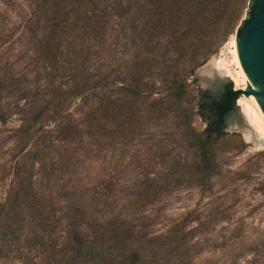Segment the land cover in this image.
Listing matches in <instances>:
<instances>
[{"label":"trees","instance_id":"1","mask_svg":"<svg viewBox=\"0 0 264 264\" xmlns=\"http://www.w3.org/2000/svg\"><path fill=\"white\" fill-rule=\"evenodd\" d=\"M250 1L51 0L52 10L38 7L22 27L23 38L12 41L5 60L0 57V123L10 115L21 117L13 136L14 160L6 169L10 192L0 204V242L14 253H35L46 264H75L96 253L107 258L106 264H119V250L103 251L100 239L111 230L120 237L123 228L116 219L102 226L93 217L89 207L94 206L86 207L88 200L80 196L78 168L96 160L106 143L116 153L128 139V126L134 135L146 118L165 117L168 102L182 103L189 95L182 66L194 71L226 37L240 34ZM113 17L120 20L118 28L107 26L106 19ZM111 37L117 40L114 48L128 44L127 58L105 50ZM18 44L20 50H15ZM158 79L167 90L156 101ZM238 98L229 85L215 103L218 116L230 112ZM182 118L188 120L187 115ZM191 135L201 172L207 175L229 134ZM37 175L46 180L44 186L37 185ZM53 179L61 182L58 192L51 186ZM162 191L160 183L148 180L133 204L155 201ZM79 204L84 206L78 214ZM79 216L92 217V239L59 244V225L65 222L74 235ZM142 259L138 251L131 254V264Z\"/></svg>","mask_w":264,"mask_h":264},{"label":"rangeland","instance_id":"2","mask_svg":"<svg viewBox=\"0 0 264 264\" xmlns=\"http://www.w3.org/2000/svg\"><path fill=\"white\" fill-rule=\"evenodd\" d=\"M252 1L238 28L252 16ZM52 6L51 0H0V57L5 60L12 41L23 38L22 27L28 26L38 7L52 10ZM106 23L109 28H118L120 20L113 17L106 19ZM235 40L237 32L226 37L217 51L194 71L190 66H182L189 95L182 103L168 102L170 108L165 117L149 116L137 124L134 135L129 133L128 126V139L116 147V153L106 143L96 160L81 163L78 168L83 178L80 196L88 200L86 207L94 206L89 207L93 217H98L102 226L104 221L116 219L123 228L120 237L111 230L100 239V245L105 246L103 251L119 250V264H131V254L136 251L143 258L140 264H264V115L257 113L252 125L239 106L238 115L231 117L239 120L241 129H237L215 110L218 89L225 93L229 85L234 92L243 87L232 51ZM116 41L111 37L105 50L127 58L131 54L128 44L123 42L114 48ZM15 48L20 50V44ZM166 90L158 79L153 98L158 101ZM238 97L239 100L242 95ZM145 106L148 110V104ZM20 120V115H10L5 124L0 123V204L10 192L11 178L6 169L14 160L13 136ZM189 125L196 133L229 134L220 143L216 164L207 175L201 172ZM249 126L255 135L252 140L246 135ZM117 161V166L112 165ZM37 176V185L44 186L46 180ZM148 180L160 183L162 193L155 201L134 205ZM59 183L54 179L51 182L57 192L61 188ZM83 206L78 205V214ZM91 218L79 216L74 235L66 229L65 222L61 223L57 230L59 244L70 238L91 240ZM0 246V264H46L35 253H14L2 242ZM104 257L97 253L82 256L75 264H106Z\"/></svg>","mask_w":264,"mask_h":264},{"label":"water","instance_id":"3","mask_svg":"<svg viewBox=\"0 0 264 264\" xmlns=\"http://www.w3.org/2000/svg\"><path fill=\"white\" fill-rule=\"evenodd\" d=\"M251 3L253 5L252 16L238 28L241 29V33L237 34V54L252 88L247 91H235V93L238 96L254 95L264 112V0H253ZM203 79L206 80L205 78ZM207 81L211 82L210 79H207ZM223 95L224 92L218 89L215 94L216 102L221 101ZM233 110L234 112H232ZM233 110L225 114L224 119L228 120L227 124L233 123L237 129H241V126L238 125L240 124L239 120L231 119V117L238 115L240 108L235 105ZM245 130L246 135L250 136V140L255 138L250 126ZM255 142L257 144L261 143L260 140H256Z\"/></svg>","mask_w":264,"mask_h":264},{"label":"bare ground","instance_id":"4","mask_svg":"<svg viewBox=\"0 0 264 264\" xmlns=\"http://www.w3.org/2000/svg\"><path fill=\"white\" fill-rule=\"evenodd\" d=\"M232 46H233V56H234V62L239 70L238 72V76L239 78H241V84H242V90L243 91H247L248 89L252 88V85L248 79V76L246 74V72L243 69V66L241 64V61L238 57V43L237 40L232 42ZM228 77L232 78L234 80V78L230 75L227 74ZM239 82V81H238ZM237 84V83H236ZM238 106H240L242 108L243 113L248 117L249 122L254 125L256 123V118L257 113L260 114V116L264 115V112L262 110V108L260 107V105L258 104V102L255 99L254 95L251 96H247L246 95H242V97L238 100ZM258 111V112H257ZM260 112V113H259ZM259 130V129H258Z\"/></svg>","mask_w":264,"mask_h":264},{"label":"flooded vegetation","instance_id":"5","mask_svg":"<svg viewBox=\"0 0 264 264\" xmlns=\"http://www.w3.org/2000/svg\"><path fill=\"white\" fill-rule=\"evenodd\" d=\"M228 88V87H227ZM227 88H226V90H227ZM226 92V91H225ZM225 94V93H224Z\"/></svg>","mask_w":264,"mask_h":264}]
</instances>
